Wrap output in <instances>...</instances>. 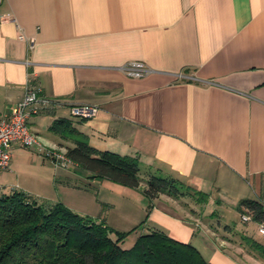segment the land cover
Listing matches in <instances>:
<instances>
[{
    "label": "crops",
    "instance_id": "crops-1",
    "mask_svg": "<svg viewBox=\"0 0 264 264\" xmlns=\"http://www.w3.org/2000/svg\"><path fill=\"white\" fill-rule=\"evenodd\" d=\"M132 62L150 73L129 77L122 68ZM29 77L59 107L31 119L42 144L13 146L0 181L14 173L20 187L0 193L40 194L108 226L113 211L125 221L146 209L141 235L162 231L209 264H244L214 238L221 228L205 210L264 202V0H0V120L23 100ZM81 105L97 115L75 120L71 108ZM60 119L100 150L137 158L142 188L150 174L170 175L209 194L208 204L150 202L142 189L56 167L46 152L73 147L52 129ZM26 176L49 191H30ZM88 195L99 203L93 214L68 202Z\"/></svg>",
    "mask_w": 264,
    "mask_h": 264
},
{
    "label": "trees",
    "instance_id": "trees-1",
    "mask_svg": "<svg viewBox=\"0 0 264 264\" xmlns=\"http://www.w3.org/2000/svg\"><path fill=\"white\" fill-rule=\"evenodd\" d=\"M52 129L73 144L66 149V156L87 171L90 179L142 189L150 202L161 195L189 197L202 206L209 202V194L161 173L150 174L142 188L144 180L137 158L93 146L72 120H57ZM238 209L241 220L246 211L251 213L252 221H242L246 225L253 223L258 229V223L264 221L263 201L243 200ZM233 228L225 226L228 233ZM128 235L112 229L104 220L80 215L61 202L40 203L32 195L14 189L10 194L0 193V264H209L194 245L162 231L140 235L131 248L125 249ZM243 239L264 257V242L250 236Z\"/></svg>",
    "mask_w": 264,
    "mask_h": 264
},
{
    "label": "built area",
    "instance_id": "built-area-1",
    "mask_svg": "<svg viewBox=\"0 0 264 264\" xmlns=\"http://www.w3.org/2000/svg\"><path fill=\"white\" fill-rule=\"evenodd\" d=\"M25 40L24 36L20 37ZM123 71L132 78H143L150 73L149 68L141 62H132L125 65ZM59 107L58 103L48 99L32 77L28 78L23 100L3 120H0V173L10 169L12 148L19 144L24 148L41 146L40 137L30 129L33 117L53 111ZM97 115V108L89 105L74 106L71 116L83 120L93 119ZM46 157L58 168L68 169L74 163L66 156V151L54 148L46 152ZM248 211L242 215L243 222L252 221ZM258 232L264 238V221L258 223Z\"/></svg>",
    "mask_w": 264,
    "mask_h": 264
},
{
    "label": "rangeland",
    "instance_id": "rangeland-1",
    "mask_svg": "<svg viewBox=\"0 0 264 264\" xmlns=\"http://www.w3.org/2000/svg\"><path fill=\"white\" fill-rule=\"evenodd\" d=\"M21 180L23 181V183H25V185L29 189H31L30 191H32V189H37L40 191H49L45 186H37V184H35L36 180L31 176H26L24 178L21 177ZM16 183H17V176L14 173H12L11 175H6L0 181V187H3L0 189V192H6L8 191V189H10V187H20V186H16L17 185ZM51 191L55 193L54 188ZM37 195L39 197L38 201L42 203L44 200L42 199L40 194H37ZM54 196H59V192L55 194ZM69 196L71 195H68V197ZM94 196H95V193H94ZM95 197L93 198L91 196L90 197L78 196V199H74L70 197L68 198L69 200L68 202H70L72 205H74L78 209L82 210L83 208L85 213L88 212L90 214H93L92 210L95 209V206H99L98 200ZM202 207H206V205ZM206 208H207L205 210L206 214L210 213L211 215L214 212V209H213L214 207L211 208L207 206ZM145 212L147 216L148 214L147 210L144 209V211L141 212L142 213L141 215L132 214L133 218H124L125 221L122 220L120 217H118V213H119L118 211L112 212V215L115 216V220H112L115 223V226L110 224V222H109V226L114 230L121 228V230H116V231H119V232L123 231V232L129 233L126 243L123 246L125 249L131 248L133 244L135 243V241L137 240V238L141 235L142 230L140 231L137 230L136 225L140 223L139 222L140 218L144 215ZM200 213L204 214V211H202V208L200 209ZM215 213H217L216 214L217 217L215 215L214 217H211L205 220H207L210 226L212 227L214 226L215 230H216V226H217V229L221 228L220 230L216 231L218 233L214 231L215 233L214 238L217 239V242L220 245H222L223 248L227 252H229L232 256L239 259L244 264H264V257L262 256V254L259 251L255 250L246 240L243 239V236H250L254 238L255 240L264 242V238L259 234L257 226L254 225L253 223H250L248 225L244 224L241 220L240 212L232 208H226L220 211L218 210V212H215ZM146 216L144 217V220ZM227 225L232 226V227L234 226L231 233L226 232L225 226ZM116 226H120V227H116ZM123 226H126V228H124Z\"/></svg>",
    "mask_w": 264,
    "mask_h": 264
}]
</instances>
